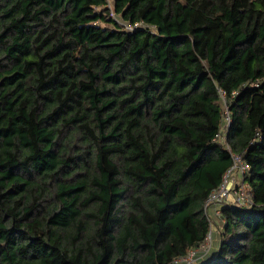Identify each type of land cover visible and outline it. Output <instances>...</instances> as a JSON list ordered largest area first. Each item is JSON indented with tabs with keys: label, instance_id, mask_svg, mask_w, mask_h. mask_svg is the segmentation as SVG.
Masks as SVG:
<instances>
[{
	"label": "trees",
	"instance_id": "trees-1",
	"mask_svg": "<svg viewBox=\"0 0 264 264\" xmlns=\"http://www.w3.org/2000/svg\"><path fill=\"white\" fill-rule=\"evenodd\" d=\"M234 154L195 264H264V0H0V264H173Z\"/></svg>",
	"mask_w": 264,
	"mask_h": 264
},
{
	"label": "built area",
	"instance_id": "built-area-1",
	"mask_svg": "<svg viewBox=\"0 0 264 264\" xmlns=\"http://www.w3.org/2000/svg\"><path fill=\"white\" fill-rule=\"evenodd\" d=\"M109 6H111L110 3ZM125 25L128 29H133L134 27L141 25L148 27V24H145L144 22H138L134 26L126 23ZM226 114L222 134L226 133V128L230 120L229 114L227 112ZM233 160V165L228 168L227 172L224 174L222 183L218 187L212 189L206 198V214L209 216V219H211V229L208 232L207 237L197 248L191 249L186 256L175 259L173 264H195L199 259H203L211 253L214 240L213 218L220 215L222 204L231 203L243 206L253 205L252 193L248 189L247 183L243 181V174L250 168V166L243 162L242 155L234 154Z\"/></svg>",
	"mask_w": 264,
	"mask_h": 264
},
{
	"label": "rangeland",
	"instance_id": "rangeland-1",
	"mask_svg": "<svg viewBox=\"0 0 264 264\" xmlns=\"http://www.w3.org/2000/svg\"><path fill=\"white\" fill-rule=\"evenodd\" d=\"M110 5H111V3H110ZM116 18L119 19V20H121L119 16H116ZM216 218H217V220H218V221H217V222H218V225H219V226H222V225L224 224V220H223V218L220 217V216H217ZM213 227H214V230H213V232H214V239H216V238H217V233H216V231H217V227H216L215 225H213ZM214 246H215V245H214ZM214 246H212L211 254H212V252L215 251L216 246H215V247H214ZM206 257H207V256H205V257L203 258V260H205Z\"/></svg>",
	"mask_w": 264,
	"mask_h": 264
},
{
	"label": "crops",
	"instance_id": "crops-1",
	"mask_svg": "<svg viewBox=\"0 0 264 264\" xmlns=\"http://www.w3.org/2000/svg\"><path fill=\"white\" fill-rule=\"evenodd\" d=\"M215 247V246H214Z\"/></svg>",
	"mask_w": 264,
	"mask_h": 264
}]
</instances>
